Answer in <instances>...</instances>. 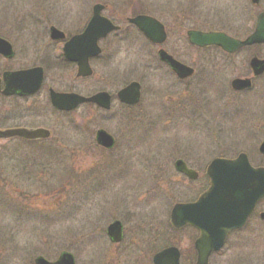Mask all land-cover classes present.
Segmentation results:
<instances>
[{"label":"rangeland","instance_id":"obj_1","mask_svg":"<svg viewBox=\"0 0 264 264\" xmlns=\"http://www.w3.org/2000/svg\"><path fill=\"white\" fill-rule=\"evenodd\" d=\"M102 1L107 4L106 14L114 17L122 11L130 15V12L146 8L156 12L172 26L169 13L190 12L192 1L202 0ZM93 2L0 0V35L17 49L15 60L4 62L3 66H30L31 51L43 48L45 41L40 45H31L29 37L33 30L29 27L45 28L57 23L62 26L76 11L90 10ZM207 3L211 8L213 4L216 8H227V13L236 11V8L231 7L233 0H203L202 5H206L204 8L208 6ZM245 3L244 0L242 7L241 4L239 6V12L244 19L242 30L251 24L250 9L246 8ZM259 7L264 8V0H260ZM31 12L35 16L33 19ZM179 32L180 30L170 31L166 41L167 48L173 46L174 53L179 54L186 63H190V49H186V45H180L182 49L178 48L179 45H171L185 42L184 30ZM136 41L139 43L141 40H132L131 37V40L127 39L126 44ZM107 42H112V39ZM126 44L103 45L101 59L111 56L112 61L94 65L95 76L91 80L79 83L75 81L74 75H70L71 70L65 68L50 66L47 70L48 84L58 89L74 87L76 92L82 94L91 93L96 87L115 93L131 80H143L140 105L129 110H123L117 104L112 105L108 115L98 113L91 116L93 121H84L91 127L95 125L116 133H119L124 125L138 128L137 133L144 124L150 129L149 125L157 119L156 114L161 113V110L154 106L151 110L154 88L161 85L156 99L160 101L163 109L173 107L175 99L170 97L175 96L178 99L183 92L178 90V93L174 94V89L168 88L171 80L160 72L152 71L146 76L141 74L139 65H142V57L153 58V49L148 45ZM259 52L264 54V47H260ZM183 100L185 101L184 98ZM31 108L25 119L26 123H45L53 132L50 142L54 146L52 151L62 156V159H35L32 154L36 152L35 148H28V145L19 142L11 145L3 142L4 147L0 149V264H33L36 255L54 260L61 250L68 248L69 243L74 241L82 242L83 245V248L77 245L78 247L69 249L76 256L77 263L112 262L105 227L116 218L123 222L125 220L128 240L142 239L144 244L141 247L146 250V256L144 253L141 259H136V255L129 257L130 254H121L120 259L127 261L126 264H152V254L160 246L170 244L180 248V264H193L194 260L191 259L190 262V248L195 232L191 228L179 232L172 231L168 224L171 206L175 202L193 200L205 189L207 184L201 173L209 159L221 152L232 157L244 151L253 165L264 166V154L258 152L259 143L264 140L262 101L259 103L257 119L245 117L247 119L241 129L238 128L240 126L228 123V129L222 132L207 130L203 125L202 116L193 117L192 121L190 117L182 116L181 120L184 121L176 123L172 120L173 114H167L168 116L162 117L165 120L160 122L161 130L152 128L154 130L147 133L148 140H159L157 153L145 151L142 163L137 165L143 171L136 169V164H131L128 175L123 174L124 164L116 159L93 163L88 161V156H82L80 146L86 147L89 143V130L83 133L79 131L78 118L81 111L62 115L51 107H44L42 100L31 103ZM245 108L244 105L243 110ZM83 117H87V114ZM22 148L31 149L30 157L22 159L27 153L22 151ZM177 155L186 157L200 170L199 178L186 181L176 175L173 161ZM79 156L84 160L81 161ZM125 176L129 179H123ZM80 180L82 181L77 186ZM31 203L34 205L27 207V204ZM261 210L264 211V199L258 206V211ZM135 229L137 233L133 234ZM130 230L133 232L130 233ZM87 240L94 244H87ZM116 250H112L113 254ZM209 264H264V222L259 220L257 214L250 218L240 232L229 236L223 249L210 258Z\"/></svg>","mask_w":264,"mask_h":264},{"label":"flooded vegetation","instance_id":"obj_2","mask_svg":"<svg viewBox=\"0 0 264 264\" xmlns=\"http://www.w3.org/2000/svg\"><path fill=\"white\" fill-rule=\"evenodd\" d=\"M93 4L91 9L89 10H80L76 11L74 16H71L66 23L63 25L57 24H50L47 27H29L33 31L30 32V41L31 45H40L43 41H45V45L42 49H36L31 54V65L26 67H15L11 68L9 66H3V63H10L15 60V56L17 53V49L14 48L12 45V56L6 57L0 52V133L3 130L7 129H14V128H26V129H46L49 131V136L47 138H36V139H27L23 137H9L3 138L0 134V149H3L4 143H10L7 145H11L14 142H19L23 145H28V148H35L36 152L33 157L35 159L47 160L50 158L62 159V156L56 155L53 153L51 140L53 139V132L45 123L39 124H29L26 123L25 119H27L28 112L32 109L31 103L36 101L42 100L44 107L48 106L51 107L54 111L59 114L66 115L68 113H74L76 111H81L79 114V131L81 133L88 132L89 130V143L86 147L80 146V153L83 157H87L88 161L93 163L102 160L103 162L108 159H116L118 162L124 164V171L123 174L128 175L130 174L129 167L131 164H136V169L141 170L140 166H137L142 163L143 158L145 157L146 152L157 153V148L159 147V140L156 142L154 140L147 139V133L149 131H153L154 129L161 130L160 125L161 121L165 120L162 117L168 116L167 114H173V121L179 122L184 121L181 120L182 116H186L187 118L190 117V121H192L193 117L198 118L201 116L203 118L202 122L203 125L206 127L207 130L222 132L228 129V123H233L235 126L241 129L243 127L244 121L247 119L245 117H251L253 120L257 119V113L259 103L262 101V105H264V70L262 72H258V68L251 66V59L257 58L264 60V54L259 52L260 47H264V43H251L245 44L236 51L228 52L223 50L220 46L222 45L215 42H208L204 44H199L200 42H193L189 41L187 32L188 31H199V32H219L224 33L227 36L238 39L244 40L254 29L255 22L257 19L258 14L264 10L260 9V0L258 3H253L251 0H245L246 8H249V21L250 25H247L245 29L242 30L244 19L241 16V7L243 5L244 0H233V4L231 5L232 8H236V11H232L231 13H227L228 9H222L220 7L211 8L209 6V2L207 3L208 6L204 8L206 5H202V1H192V6L190 8V12H177V13H169L168 16L171 17L172 26L163 18H160L156 12L148 9H139L133 12H130V15H126V11H122L116 14V17L112 16L111 14H106L107 12V4L102 0H93ZM224 0H220L223 2ZM211 3V2H210ZM95 4L102 5V8L99 14L105 18H107L113 26L116 28L110 30L107 34L97 40V45L100 48V52L96 55L88 56V64L91 68L92 73L87 76H77V63L75 61L69 60L63 54V46L68 43L71 38L76 35L81 34L87 23L89 22L90 17L93 14V6ZM147 5V4H146ZM145 5V6H146ZM147 7V6H146ZM240 7V8H241ZM238 11V12H237ZM235 12V13H234ZM32 15V12L30 13ZM143 15L154 18L157 20L161 25L165 32V39L160 42H154L150 40L142 31H140L134 24L130 22L129 19L137 16ZM26 17V16H25ZM32 15V19H33ZM253 20V21H252ZM55 22V21H53ZM246 22V21H245ZM188 27H187V26ZM1 26V25H0ZM150 26V25H149ZM54 27L59 30L62 35L58 37L51 36V28ZM1 28V27H0ZM178 31L181 33L184 30V43H173L171 45H179L178 48L182 49L180 45H186V49H190V63H186L183 59L180 58V55L174 53L175 51L172 48H167L166 41L168 38V34L170 31ZM0 37H3L0 35ZM140 39L141 41L138 43L136 42H128L129 45H148L151 49H153L155 56H150L146 59L142 57V65H139L142 69L140 72L145 76L147 74L152 73V71L160 72L162 75L169 77L171 80V85L168 88L174 89V94L178 93V90H183L181 96L177 99V97L172 96L171 99L174 98V106L168 109H163L162 104L159 100L156 99V94L161 87L159 84L156 88H154L153 95V105L151 104V110L153 106L156 109H160L161 113L159 112L156 114L155 122L152 125L148 126L144 124L139 128V133H137L138 128L134 129L130 125H124L119 133L108 131L103 127H98L93 125L91 127L88 123L84 121H93V115H97L98 113H105L108 115L110 112L112 105L117 104L121 106L123 110H129L131 108L137 107L142 103V93H143V80H131L137 81L140 85V98L138 102L134 104H127L121 102L117 96L118 90L122 87L126 86L128 83L117 89L115 93H111L107 90L95 88L93 92L82 94L75 91L74 87H66L62 89H58L53 87L51 84L47 83L46 75L47 70L51 66L53 68H62V69H69L71 70L70 75H74L75 81L79 83L82 81H86L88 79L94 78V70L93 66L98 63L107 64L110 63L111 56L108 58L101 59L104 51L103 45H125L127 39ZM5 38V37H3ZM6 39V38H5ZM112 39V42L108 43L107 41ZM44 43V42H43ZM127 43V44H128ZM126 44V45H127ZM29 45V48L31 47ZM169 45V44H168ZM197 45H206V46H197ZM170 46V45H169ZM28 48V46H27ZM160 49L165 50L168 54H170L176 60L188 65L192 69V74L185 78H179L172 68L164 61L160 60L158 56V51ZM155 59V60H154ZM155 61V62H154ZM30 67H41L43 71V78L40 87L37 91L31 94H19L18 91H15L11 94H4L2 91L5 87V82L3 79L4 72H11L19 69H25ZM234 79H248L250 85L245 88L236 89L232 86V81ZM259 83L261 85H259ZM66 93V92H75L77 94L83 95L88 97L92 94H95L99 91H106L110 96V107L108 109H104L101 106H98L95 102L85 101L78 104L75 108L70 110H58L54 108L50 101V90ZM151 92V91H150ZM156 92V93H155ZM186 97V98H185ZM185 99V101L183 100ZM245 105V109L243 110V106ZM252 107V111H251ZM254 107V111H253ZM244 113H243V112ZM264 112V108L262 109ZM261 111V112H262ZM87 114V117H83L84 114ZM256 117H255V116ZM245 118V119H244ZM186 119V118H185ZM187 120V119H186ZM185 120V121H186ZM96 127V128H95ZM94 128V129H93ZM154 128V129H152ZM105 130L108 134H110L113 138V144L109 147H106L99 143L96 139V134L98 130ZM134 129V130H133ZM136 134H133L134 132ZM58 134V133H57ZM59 135V134H58ZM152 143V144H151ZM155 144V145H154ZM157 144V145H156ZM220 145V144H219ZM158 146V147H156ZM188 149V147H186ZM155 149V150H154ZM178 150V149H177ZM22 151L27 152L22 159H26L30 157L31 149H24ZM159 151V149H158ZM160 152V151H159ZM20 154V152H18ZM161 153V152H160ZM103 155V156H102ZM20 156V155H17ZM178 157L175 158L173 161V167L175 169V173L178 176H181L184 180L189 181L190 177L185 174L184 172H180L177 170L175 166V162L181 160L188 169H193L197 173V178L200 176V170L196 169L195 166L191 163L184 156L177 155ZM225 156L224 153H219V155H215L211 157L208 163L215 157ZM83 157L79 156V159L83 161ZM233 157V156H232ZM83 159V160H82ZM206 164V166L208 165ZM206 166L201 173L204 178H206ZM138 177H140L138 175ZM128 177L125 176L123 179H127ZM129 179V178H128ZM134 180L139 179L136 177L132 178ZM78 181L77 186L80 185ZM50 186V185H49ZM33 206L34 204H27ZM169 218V217H168ZM118 220L121 224V237L118 241H114L107 233L108 225ZM124 220V218H123ZM125 222V220H124ZM124 222L120 219H113L111 220L105 227V237L109 241V249L110 255H112V262H106L105 264H121L120 262H124L126 264L127 261L121 260V254H130L129 257H133L136 255V259H141L144 257V253L146 252L145 248L141 247L143 245V240L138 239V241L133 240L132 238L130 241L126 236V230L124 226ZM169 222V220H168ZM190 227L186 226L182 229H187ZM138 229V228H137ZM192 229V228H191ZM133 231H136L133 230ZM130 230V233L133 232ZM194 231V230H193ZM134 232L133 234H136ZM77 239V238H75ZM194 239L192 240L191 250H190V260L195 259L196 252L193 247ZM87 244H94L92 241L87 240ZM85 243V244H86ZM80 246L83 248L82 242H71L69 243L68 248H64L61 250L57 257L54 260L56 261L61 253L68 252L72 255L74 259V264L77 263V258L69 249L76 248ZM97 246V245H96ZM174 246V245H170ZM167 247V246H166ZM98 249V248H95ZM93 249V250H95ZM117 249L113 254L112 250ZM180 258H182V252L178 247ZM126 252V253H125ZM155 253V252H154ZM152 254V256L154 255ZM146 256V253H145ZM152 256H151V263H152ZM36 257V256H35ZM35 257L33 258L32 263L35 264ZM49 260V259H48ZM92 262V261H91ZM122 263V264H124ZM81 264L82 261H81ZM93 264V262H92ZM153 264V263H152Z\"/></svg>","mask_w":264,"mask_h":264},{"label":"water","instance_id":"obj_3","mask_svg":"<svg viewBox=\"0 0 264 264\" xmlns=\"http://www.w3.org/2000/svg\"><path fill=\"white\" fill-rule=\"evenodd\" d=\"M257 3L259 0H251ZM102 5L93 6V14L85 30L71 38L63 46V54L69 60L77 63V76H87L92 73L88 64V56L100 52L97 40L116 28L105 17L99 14ZM150 40L162 42L165 32L162 25L154 18L137 15L129 19ZM150 25V26H149ZM52 37L61 36L62 33L52 27ZM189 41L220 43L223 50L233 52L251 43H264V11L259 13L254 30L244 40H237L219 32L188 31ZM206 46V45H197ZM0 52L6 56H12V45L6 39L0 37ZM160 60L166 62L179 78H185L192 74V69L173 58L165 50L158 51ZM251 66L258 68V72L264 70V60L252 58ZM43 78L41 67H31L22 70L4 72L3 79L5 87L4 94L18 91L19 94H31L40 87ZM250 85L248 79H234L232 86L236 89L245 88ZM121 102L134 104L140 98V85L132 81L117 92ZM50 100L54 107L60 110H70L78 104L91 101L104 109L110 107V96L106 91H100L88 97L74 93H59L50 90ZM3 138L23 137L36 139L49 136L46 129L14 128L3 130L0 133ZM96 139L102 145L109 147L113 144V138L105 130H98ZM258 151L264 154V141L258 146ZM177 170L184 172L191 179L197 174L188 169L185 164L178 160L175 162ZM208 187L194 201L177 202L173 204L169 222L174 229H180L190 225L197 229L198 236L194 241L196 252L195 264H208L212 252L218 251L223 246L226 237L231 231L241 228L253 213L258 202L264 197V167L252 166L247 154L239 153L235 158L217 157L210 161L206 168ZM259 218L264 220V211L259 213ZM108 235L118 241L121 237V224L118 220L111 222L107 227ZM179 250L175 246L166 247L152 257L153 264H179ZM36 264H74L72 255L68 252L61 253L56 261H48L42 256L35 258Z\"/></svg>","mask_w":264,"mask_h":264},{"label":"trees","instance_id":"obj_4","mask_svg":"<svg viewBox=\"0 0 264 264\" xmlns=\"http://www.w3.org/2000/svg\"><path fill=\"white\" fill-rule=\"evenodd\" d=\"M173 231V230H172ZM174 232H178V231H174ZM193 260V259H192ZM190 262H191V260H190Z\"/></svg>","mask_w":264,"mask_h":264}]
</instances>
